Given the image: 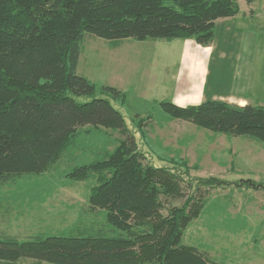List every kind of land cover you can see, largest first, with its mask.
Segmentation results:
<instances>
[{"label": "trees", "instance_id": "obj_1", "mask_svg": "<svg viewBox=\"0 0 264 264\" xmlns=\"http://www.w3.org/2000/svg\"><path fill=\"white\" fill-rule=\"evenodd\" d=\"M240 10L237 0H0V188L54 170L87 130L122 137L115 151L73 165L67 176L98 180L88 205L114 234L2 239L0 264H220L183 243L206 202L192 194V183L149 163L122 113L78 68L87 35L112 43L193 40L211 47L218 21ZM104 89L118 99L116 90ZM160 107L172 120L264 145V106L209 100ZM216 181L204 184L223 183Z\"/></svg>", "mask_w": 264, "mask_h": 264}, {"label": "rangeland", "instance_id": "obj_2", "mask_svg": "<svg viewBox=\"0 0 264 264\" xmlns=\"http://www.w3.org/2000/svg\"><path fill=\"white\" fill-rule=\"evenodd\" d=\"M237 2L240 14L216 26L210 71L215 75L223 70L216 77L234 81L229 92L241 85L248 100L264 106V0ZM184 47L181 41L112 43L87 35L78 73L122 113L149 163L192 183V194L206 202L186 230L184 245L220 264H264V189L248 184L264 186V145L254 138L216 135L194 123L172 120L160 107V95L179 77ZM106 87L116 90L118 99L102 94ZM206 90L212 95L213 85ZM121 138L118 131L87 130L54 170L0 188V240L85 236L101 230L113 235L104 215L92 213L88 205L98 180L73 182L67 176L73 165L96 163L104 153L115 151ZM208 179L223 183L210 188L204 184ZM183 189L188 191L184 183Z\"/></svg>", "mask_w": 264, "mask_h": 264}, {"label": "crops", "instance_id": "obj_3", "mask_svg": "<svg viewBox=\"0 0 264 264\" xmlns=\"http://www.w3.org/2000/svg\"><path fill=\"white\" fill-rule=\"evenodd\" d=\"M219 22L220 21H218V23ZM177 41L183 42V45L185 46L184 57L180 66L179 77L170 83L171 85L174 84V86L170 88L168 85L167 89L165 88V93L160 95L164 102H171L180 107H189L199 106L204 104L205 101L217 100L237 107H245L248 105L255 106L253 101L248 100L246 95H244L241 85L237 92L233 90L229 92L228 87H230V84L231 87L235 85L234 81H231V79H227L226 81L222 77L221 79H218L216 77L218 72H220L218 69L216 70L217 72L215 75L210 71L209 66H211V60L214 59L215 56L214 42L211 47H201L193 40ZM220 73L222 76L223 70ZM209 84H212L214 88L212 95L207 94L206 88L208 89ZM225 89H227V91H224ZM223 91L226 93H223Z\"/></svg>", "mask_w": 264, "mask_h": 264}, {"label": "water", "instance_id": "obj_4", "mask_svg": "<svg viewBox=\"0 0 264 264\" xmlns=\"http://www.w3.org/2000/svg\"><path fill=\"white\" fill-rule=\"evenodd\" d=\"M251 185L253 186V188H257V189L263 188L264 189V186H256V185H253L252 183H251Z\"/></svg>", "mask_w": 264, "mask_h": 264}]
</instances>
